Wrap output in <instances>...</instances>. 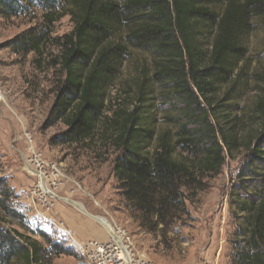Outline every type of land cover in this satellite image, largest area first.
Segmentation results:
<instances>
[{
	"label": "rangeland",
	"instance_id": "obj_1",
	"mask_svg": "<svg viewBox=\"0 0 264 264\" xmlns=\"http://www.w3.org/2000/svg\"><path fill=\"white\" fill-rule=\"evenodd\" d=\"M49 5L40 4L9 20L0 17V190L11 191V197L4 201L11 211L25 216L21 224L2 209L0 226L16 229L45 247L49 244L42 235L65 245L68 253L54 257L51 264H86L83 254L76 252L75 240L58 232L54 225V221L59 222L55 205L62 203L91 219L101 216L113 227L122 228L130 235L137 254L150 263L232 264L235 245L240 240L239 228L245 227L244 214L238 212L242 218L237 220L232 210L237 209L236 202L246 200L247 194L261 187L264 162L253 158L247 145L231 155L224 151L225 164L219 174L196 175L198 184L185 192V212L179 220L153 232L142 229L134 212L126 206L113 172L114 161L121 154L103 140L80 145L62 142L67 127L54 120L52 108L64 78L59 65L61 41L72 31L73 22L70 16H65L47 24L44 14L50 11L46 9ZM221 9L220 5L215 7L216 12ZM253 25L252 33L243 41L240 69L210 100L214 111L205 106L192 88L190 95L196 101L191 100L188 110L199 115L207 107L211 115H219L208 122L211 129L218 128V121L226 126L235 124L238 145L259 137L260 141L255 140L251 146L259 144L264 149V125L257 111L264 98V17L257 18ZM39 34L45 39L41 53L18 50L20 42ZM205 34L204 45L210 52L215 31L209 28ZM125 35L126 31L120 30L110 40L112 45L123 44L126 54L108 92L107 115L123 102L132 108L139 83L144 80L148 91L146 106L142 108L144 121L154 131L146 151L153 153L160 134L168 132L169 138L176 142L182 125L196 129L204 124L200 116L194 119L189 114L192 119H187L185 109L189 100L178 96L166 80L155 78V60L159 57L151 50L126 44ZM137 106L141 109L139 103ZM203 145L197 152L196 144L179 146L176 155L198 159L203 155ZM34 161L44 164L41 173L45 174L53 197L41 192L40 171ZM73 203L83 207L88 215ZM41 214L47 216L42 217L45 224L38 216Z\"/></svg>",
	"mask_w": 264,
	"mask_h": 264
},
{
	"label": "trees",
	"instance_id": "obj_2",
	"mask_svg": "<svg viewBox=\"0 0 264 264\" xmlns=\"http://www.w3.org/2000/svg\"><path fill=\"white\" fill-rule=\"evenodd\" d=\"M46 3H50L46 8L50 11L44 14L47 24L65 16L73 22L72 31L61 41L59 65L64 78L52 108L54 120L67 127L62 142L80 145L103 140L121 154L114 161L113 172L126 206L142 229L153 232L179 220L185 212V192L198 184L196 175L219 174L225 164L224 151L231 155L247 145L252 157L264 162L262 146H251L259 137L238 145L235 124L218 121L213 130L208 122L219 115L207 112V107L214 111L210 100L218 88L240 69L243 41L252 33L254 21L264 17V0H0V17L23 16ZM217 5L220 12L215 11ZM209 28L215 31L210 52L203 40ZM120 30L126 31V44L151 50L159 57L155 78L166 80L178 96L188 99L185 116H200L204 127L182 125L176 142L164 132L153 153L146 151L154 131L144 121L142 108L148 100L144 80L132 108L123 102L107 115L108 92L123 67L126 51L123 44L110 41ZM43 41V35H32L19 43L18 50L39 54ZM191 88L207 106L199 115L188 110L194 101ZM257 111L264 125V98ZM189 143L196 144V152L204 144L202 157L178 158L177 147ZM260 186L232 210L234 218H242L239 212L245 220L232 264H264V181ZM10 197V190H0V210L22 224L25 216L11 211L4 201ZM42 239L49 247L16 229L0 226V264H51L54 257L68 253L59 241L46 235Z\"/></svg>",
	"mask_w": 264,
	"mask_h": 264
},
{
	"label": "built area",
	"instance_id": "obj_3",
	"mask_svg": "<svg viewBox=\"0 0 264 264\" xmlns=\"http://www.w3.org/2000/svg\"><path fill=\"white\" fill-rule=\"evenodd\" d=\"M33 164L40 171L39 177H45V174L41 173L45 168L44 164L39 161H34ZM29 169L32 170V167ZM76 251L83 254L86 264H153L137 254L126 231L113 225L112 230L108 231V240L89 241L84 245H78Z\"/></svg>",
	"mask_w": 264,
	"mask_h": 264
},
{
	"label": "crops",
	"instance_id": "obj_4",
	"mask_svg": "<svg viewBox=\"0 0 264 264\" xmlns=\"http://www.w3.org/2000/svg\"><path fill=\"white\" fill-rule=\"evenodd\" d=\"M55 212L59 217V222L54 221L56 230L64 235L69 234L76 242L75 248H77L78 245H84L89 241L107 240L108 230L106 226L97 218L93 217V219L95 218L101 224L84 215L77 209L75 210L71 207H67L65 204L62 203H58L57 205H55ZM38 216L41 219L42 223L45 224V222L42 220V217L46 218L47 216L43 214ZM49 219L52 218L49 217Z\"/></svg>",
	"mask_w": 264,
	"mask_h": 264
},
{
	"label": "bare ground",
	"instance_id": "obj_5",
	"mask_svg": "<svg viewBox=\"0 0 264 264\" xmlns=\"http://www.w3.org/2000/svg\"><path fill=\"white\" fill-rule=\"evenodd\" d=\"M29 170H30V169H29ZM31 171H32V170H31ZM45 178H46V177H44V176H41V178L39 177V179L41 180V183H40V181H39L40 186H41V189H42L41 192H43L44 195H48V197H49V196H52V197H53L54 194H53L52 190H50L49 185L47 184V181H46ZM52 197H51V198H52ZM74 204H75V206H76L78 209H80L81 211H83L84 213L87 214V212L84 210L83 207H80L77 203H74ZM95 218H97L99 221H101V222L106 226V228H107L108 231H111V230H112V225H111L108 221H106V220H107L106 218L101 217V216H95ZM102 218H104V219H106V220H103Z\"/></svg>",
	"mask_w": 264,
	"mask_h": 264
},
{
	"label": "water",
	"instance_id": "obj_6",
	"mask_svg": "<svg viewBox=\"0 0 264 264\" xmlns=\"http://www.w3.org/2000/svg\"><path fill=\"white\" fill-rule=\"evenodd\" d=\"M74 204V203H73ZM75 205V204H74Z\"/></svg>",
	"mask_w": 264,
	"mask_h": 264
}]
</instances>
